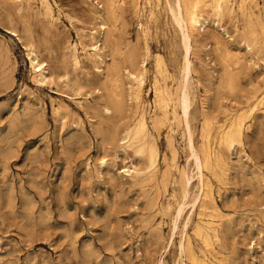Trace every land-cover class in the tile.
Listing matches in <instances>:
<instances>
[{
  "label": "rangeland",
  "instance_id": "obj_1",
  "mask_svg": "<svg viewBox=\"0 0 264 264\" xmlns=\"http://www.w3.org/2000/svg\"><path fill=\"white\" fill-rule=\"evenodd\" d=\"M168 1L122 0L112 20L99 7L102 0H48L52 19L40 0L21 5L0 0V264H158L160 259L164 264H194L178 253V243L186 237L205 264H264V0H232L234 10L222 17L229 25L219 22L224 29L203 12L208 22L191 40L190 124L196 148L207 143L214 152L203 169L212 201L203 199V208L196 202L191 212L187 203L175 228L174 211L184 199L180 171L191 172L193 165L176 106L184 50ZM94 11L101 13L112 39L108 46L101 44L103 61L97 67L85 59L84 46L90 42L84 35L89 27L99 32ZM243 26L255 40L249 50L239 40ZM211 33H218L217 40ZM27 42L47 62L49 83L34 81ZM68 43L78 48L76 67L70 65ZM129 48L138 50V60L146 59L139 106L127 93L123 68ZM232 53L237 64L231 63ZM218 56L231 64V89L226 83L222 88L223 57ZM113 62L123 79L121 114L102 105L111 87L106 69ZM237 71L239 80L234 78ZM141 111L158 149L151 170L143 156L131 146H120L115 136L134 125ZM237 119L240 140L223 143L224 132ZM129 166L142 174L130 178L124 170ZM196 190L194 177L189 194ZM196 223L208 228V244L194 235Z\"/></svg>",
  "mask_w": 264,
  "mask_h": 264
},
{
  "label": "bare ground",
  "instance_id": "obj_2",
  "mask_svg": "<svg viewBox=\"0 0 264 264\" xmlns=\"http://www.w3.org/2000/svg\"><path fill=\"white\" fill-rule=\"evenodd\" d=\"M13 2L18 3L19 5H21L24 1L28 2V0H11ZM2 2V1H1ZM101 2V0H100ZM122 2V0H102V3L99 4V7L104 11L105 15H107L106 18H110L112 19V17H115V9L118 5H120ZM40 3L42 5H44L46 13L49 14L50 18L52 19V15H51V9H50V4L48 2V0H40ZM91 4V3H89ZM125 4V3H124ZM3 5V4H2ZM27 5V3H26ZM88 5V3H87ZM168 5L167 8H169V12L171 15V19L174 22V24L177 26L178 31L180 32L179 34L181 35V46L183 47L182 49L184 50V54H183V67H182V80H180L181 82L179 83V89H178V94H177V104L176 106L178 107V113L180 115V119L183 122L184 125V130L186 133V142H187V147L189 149V153L191 157V162L193 165V168L191 170V172H188L187 170H185L184 168L181 169L180 171V176H181V182L183 185V201H181L180 203H178V205L175 208L174 211V215H173V222H171V226H173V228H175L177 226V222L178 220L182 217V214L185 210V206H187L186 204L189 203L190 205V212L194 209V206L196 204V202H198L199 204V208H203L205 207V203L203 201V199L208 198V200L212 201L210 193H209V189H208V181L205 180L204 178V173H203V169L205 167H208L209 164H211V158L212 155L214 154V152H212L209 147L207 146V143H203L199 148H196L194 141H193V134H192V129H191V124H190V112H191V97H190V92H189V72L191 71V61L189 58V53L192 49V44H191V40L192 38H194V36H196L197 34L195 33H199L200 30H203L206 23L208 22L207 20V16H203V12H207V15H211L213 16L214 20H216V25L219 26V22L220 21H224L225 20L223 18H226L228 15L225 14H230L232 12L233 9V4H232V0H171L168 1ZM240 5V3H239ZM238 5V7H239ZM248 5V4H247ZM15 7V6H14ZM17 7V6H16ZM15 7V8H16ZM30 7V6H29ZM32 7V5H31ZM137 7V6H136ZM243 7V6H242ZM257 7V6H256ZM24 8V6H23ZM28 8V7H27ZM37 8V6H36ZM121 8V7H120ZM250 8V7H249ZM19 9V8H18ZM96 9V8H95ZM254 9V8H252ZM16 10V9H15ZM14 10V11H15ZM123 9H121L120 11H122ZM34 11V9H33ZM32 11V12H33ZM168 11V10H167ZM38 12V11H37ZM84 12V11H83ZM123 12V11H122ZM12 13V12H11ZM124 13V12H123ZM235 15V12H233ZM249 13V12H248ZM10 14V12H9ZM22 14V13H21ZM91 14V12H90ZM95 14V18L100 20L98 26H99V32L98 35L95 34L96 29L94 30L90 28L89 33L85 32L84 35L88 36V38L90 39V42L85 44L84 46H87V50L85 51V59L88 58L89 60H91L94 65L97 67L98 64H100L103 61V53L101 50V44H110L112 42V39L110 37L109 31L107 29V25L106 22L103 20V17L101 15V13H98L97 11H94ZM226 17H225V16ZM11 16V15H10ZM16 16V15H15ZM18 16V15H17ZM123 16V15H122ZM122 16H119L120 18ZM224 16V17H223ZM13 17V16H12ZM223 17V18H222ZM232 17V16H231ZM230 17V19H231ZM42 18V17H41ZM40 18V19H41ZM116 18V17H115ZM212 18V17H211ZM238 18L242 19L241 17L238 16ZM253 18H258V16L253 17ZM6 19V18H5ZM94 19V18H93ZM124 19V18H123ZM223 19V20H222ZM239 19V20H240ZM248 19V18H247ZM13 20V19H12ZM57 20V19H56ZM108 20V19H107ZM113 20V19H112ZM6 21V20H5ZM11 21V20H10ZM124 20H122L123 22ZM230 21V20H229ZM233 21V20H232ZM242 21V20H240ZM110 24L111 21H109ZM114 22V21H113ZM247 22V21H246ZM258 22V20H257ZM260 22V21H259ZM45 23V22H44ZM93 23V21H92ZM115 23V22H114ZM121 23V22H120ZM227 23V22H225ZM244 23V22H243ZM47 24V23H46ZM46 24L45 27H46ZM94 24V23H93ZM97 24V23H96ZM215 24V23H214ZM221 24V23H220ZM229 25V23H227ZM236 24V22H235ZM248 25H250L247 22ZM246 24V25H247ZM56 25V24H55ZM54 25V26H55ZM224 25V24H223ZM258 25V23H257ZM115 26V24L113 25ZM121 26L122 23H121ZM232 26V24H231ZM230 26V27H231ZM238 25H234L235 30L237 29ZM77 27V26H76ZM229 27V26H228ZM226 27V28H228ZM28 28V27H27ZM109 28V26H108ZM122 29H124L123 27H121ZM219 28L224 29V27L219 26ZM249 28V27H248ZM259 28V27H258ZM106 29V30H105ZM110 29V28H109ZM208 29V28H207ZM246 28L243 26L242 29L240 30L239 33V37H240V41L243 42L244 46L249 50L251 49L254 45H255V40L254 38L248 37L246 35ZM251 29V28H249ZM105 30V31H104ZM212 30V29H211ZM220 30V29H219ZM256 30V29H255ZM254 30V31H255ZM100 31H101V36H100ZM112 31V30H111ZM122 31V30H121ZM228 30L226 29V33ZM232 31V30H231ZM259 31V29H258ZM114 32H118L116 29L114 30ZM113 32V33H114ZM212 32V31H211ZM214 32V31H213ZM104 33V35H102ZM112 33V34H113ZM123 33V32H122ZM225 33V35H226ZM81 35V33H79ZM212 36L214 37L215 35H217L218 33H211ZM224 34V33H223ZM230 34V33H228ZM253 34V33H251ZM255 34V33H254ZM253 34V35H254ZM126 35V34H125ZM202 35V34H201ZM224 35V36H225ZM39 36V35H38ZM43 36V35H42ZM83 36V35H82ZM112 36V35H111ZM115 36V34H114ZM118 36V34H117ZM198 36V35H197ZM219 35H217L218 37ZM228 36V35H227ZM22 37V36H21ZM67 37V36H66ZM138 37V36H135ZM217 37L215 36L214 38H216L215 40H217ZM229 37V36H228ZM84 38V37H83ZM116 38V37H115ZM199 38V37H198ZM213 38V39H214ZM227 38V37H226ZM235 38V36H234ZM23 39V38H22ZM42 39V38H41ZM47 39V38H46ZM67 39V38H66ZM119 39V38H118ZM124 39V37H123ZM195 39V38H194ZM221 38H219L220 40ZM261 41H262V35H261ZM51 40V39H49ZM116 40V39H115ZM198 40V39H196ZM202 40V39H201ZM200 40V41H201ZM218 40V41H219ZM3 41V40H2ZM27 41V40H26ZM31 41V40H30ZM33 41V40H32ZM35 41V40H34ZM41 41V40H39ZM87 40H85L86 42ZM122 41V40H119ZM124 41V40H123ZM139 40H137L138 42ZM199 41V40H198ZM224 41V40H223ZM45 42V41H44ZM66 42V41H65ZM84 42V41H83ZM193 42V41H192ZM215 42V41H214ZM217 42V41H216ZM236 42H239L236 40ZM28 43V42H27ZM113 44V43H112ZM117 44L119 45L118 41ZM116 43H114V46L117 45ZM217 43H215L216 45ZM221 44V43H220ZM223 44V43H222ZM231 44V43H230ZM261 44H264V41L261 42ZM117 45V48L119 50V46ZM127 45V44H126ZM138 45V44H137ZM212 45V44H211ZM224 45V44H223ZM106 46V45H105ZM113 46V47H114ZM134 46V45H132ZM207 46V45H206ZM213 46V45H212ZM222 46V45H221ZM219 46V47H221ZM136 47V46H135ZM134 47V48H135ZM217 47V46H216ZM262 47V46H258ZM83 48V46H82ZM109 48L111 49V47L109 46ZM116 48V46L114 47ZM208 48V47H207ZM223 48V46H222ZM221 48V49H222ZM255 48V47H254ZM25 49H26V57L29 60V64L30 67L33 69L34 72H36L33 75V79L36 83L40 84V85H44L46 83H49L51 81V76L50 74H48V71L44 68L45 65L47 64V62L44 59H41L38 57V53L35 49V47L33 46L32 43H28L25 45ZM68 57L70 59V62L73 67L78 66L80 60H79V56H78V51H77V47H76V43H68ZM132 49V48H131ZM129 48V50L126 51L125 53V60L128 62V66H125L123 69H125L126 72V76L125 79L128 80L127 82V90H128V96L129 98H133L135 99L137 102V106L140 105V102L138 101L139 99V92H140V87L144 84V72H145V57H143L142 59H137V53L136 51L134 52L133 50H131ZM214 49V47H213ZM91 50V51H88ZM113 50V49H111ZM115 50V49H114ZM148 48L147 46H145V51L147 52ZM215 50V49H214ZM213 50V51H214ZM226 50V51H223ZM222 52H225L226 54H228L227 49L223 48ZM109 52V51H108ZM111 52V51H110ZM193 52V51H192ZM221 52V51H220ZM2 54V53H1ZM112 54V52L110 53ZM240 54L242 55L243 52H240ZM58 55V54H57ZM217 55V54H216ZM219 55V52H218ZM221 55V53H220ZM225 55V54H224ZM232 55H235L232 53ZM259 55V54H258ZM67 56V55H66ZM226 56V55H225ZM231 56V55H230ZM261 56V55H260ZM60 57V56H59ZM110 57V56H109ZM221 57V56H218ZM223 57V58H222ZM222 61H220L219 64H221L222 62V69L221 71V80H222V85L224 86V84L226 83L227 87L229 89L233 88L232 85V72H231V68H230V62L227 63L226 59H224V56H222ZM234 58V56H231ZM262 57V56H261ZM5 58V57H4ZM112 58V57H111ZM264 58V57H262ZM220 59V58H219ZM230 59V58H229ZM250 59V57H249ZM6 60V59H5ZM8 60V59H7ZM47 60V59H46ZM112 60V59H111ZM115 60V59H114ZM215 60V58H214ZM218 61V59H216ZM232 60V59H231ZM8 62V61H7ZM49 62V61H48ZM112 62V61H111ZM116 62V61H115ZM110 63L108 67L106 65V68L108 67L109 70L106 69L107 73H109V79L111 87H109L108 93L107 95V99H106V104H102L105 105L104 106V110L105 111H110V110H115L121 112L124 111L122 110L123 107V95L122 92L124 91L123 89V79H122V75L120 73V68L118 66L117 63ZM214 62V61H213ZM234 62L235 64L238 63V57H236L235 55V59L234 61H231V63ZM124 63V61H123ZM210 63V62H209ZM104 64V63H103ZM106 64V63H105ZM230 64V65H229ZM243 64V61H242ZM12 65V64H11ZM54 65V64H53ZM212 65V64H211ZM215 65V64H214ZM213 65V66H214ZM239 65V64H238ZM61 66V64H60ZM237 66V65H236ZM241 66V65H240ZM246 66V65H245ZM5 67V66H4ZM193 67V65H192ZM53 68V67H52ZM209 68V67H208ZM61 69V67H60ZM64 69V68H63ZM194 69V68H192ZM51 70V69H50ZM181 70H180V74H181ZM65 71V70H64ZM193 71V70H192ZM55 72V71H54ZM53 72V73H54ZM62 72V71H61ZM210 72V71H209ZM51 73V71H50ZM98 73V72H97ZM236 73V76H234ZM233 72V76L235 79L238 75L240 74V71L237 72ZM60 74V73H59ZM103 74V73H102ZM179 74V75H180ZM212 74V73H211ZM220 73H218L219 75ZM74 75V74H73ZM107 74H105L106 76ZM102 76V75H101ZM104 76V75H103ZM108 76V75H107ZM60 77V76H59ZM54 78V77H53ZM210 78V77H209ZM219 78V77H218ZM60 79V78H59ZM79 79V78H77ZM102 79V78H101ZM208 79V77H207ZM211 79V78H210ZM239 80V79H238ZM62 81V80H60ZM201 81V80H200ZM73 82V80H72ZM108 83V82H107ZM235 83V80L234 82ZM74 84H76L74 82ZM87 84V83H86ZM109 84V83H108ZM109 84V85H110ZM200 84V83H199ZM217 84V85H216ZM216 85L218 87V81L216 82ZM238 87H239V81H237ZM79 85V84H77ZM104 85V84H103ZM236 85V83H235ZM9 86V85H8ZM7 86V87H8ZM82 86V85H81ZM105 86V85H104ZM103 86V88H104ZM107 86V85H106ZM105 86V87H106ZM4 87V86H3ZM10 87V86H9ZM80 87V86H79ZM108 87V86H107ZM237 87V85H236ZM237 87V89H238ZM6 88V86H5ZM209 88V86L207 87ZM222 88H226L225 86ZM227 88V90H228ZM123 89V91H122ZM259 90V89H258ZM216 91V90H215ZM220 90H217V92ZM226 91V90H224ZM223 91V92H224ZM237 91V90H236ZM235 91V92H236ZM105 92V91H104ZM228 92V91H227ZM222 93V92H221ZM225 93V92H224ZM201 94V92H200ZM220 94V93H219ZM214 95V94H213ZM217 97L219 96L218 94ZM214 95V96H215ZM224 95V94H223ZM227 95V94H226ZM105 96V95H104ZM202 96V95H201ZM213 96V97H214ZM121 97H123L122 101H121ZM217 97L215 96V99H217ZM229 97H231L229 95ZM233 97V95H232ZM232 97L230 99H232ZM106 98V96H105ZM248 98V97H246ZM125 103V102H124ZM203 103V102H202ZM201 103V104H202ZM139 104V105H138ZM142 106V105H141ZM212 106H215V104H213ZM67 107V106H66ZM216 107V106H215ZM61 108V107H60ZM27 110V109H26ZM25 110V111H26ZM31 110V109H30ZM37 111V110H36ZM96 111V110H95ZM23 112V111H22ZM27 112V111H26ZM35 112V111H34ZM125 112V111H124ZM226 112V111H225ZM33 113V112H32ZM36 113V112H35ZM97 113V111H96ZM204 113V112H203ZM206 113V112H205ZM16 114V112H15ZM121 114V113H119ZM33 115V114H32ZM124 115V114H123ZM206 115V114H205ZM20 116V115H19ZM28 116V115H27ZM121 116V115H120ZM17 117V116H16ZM204 117V116H203ZM21 118V117H20ZM28 118V117H27ZM208 118V117H207ZM205 119V117H204ZM153 120V119H152ZM210 120V119H209ZM11 121V120H10ZM18 121V120H17ZM205 122H207L205 120ZM31 124V123H30ZM156 125V124H154ZM207 127L209 124H206ZM157 126V125H156ZM244 126V125H243ZM247 127V125H246ZM209 128V127H208ZM248 128V127H247ZM245 129V128H244ZM96 132V131H95ZM157 132V131H156ZM241 132V119H237L236 121L232 122L231 125L228 127V129L224 132V136L222 137V142L225 144H230L232 141H234L235 139H238L239 135ZM114 133V131H113ZM110 134V133H109ZM202 134V133H201ZM200 134V135H201ZM115 136H116V140L119 143L120 146L122 147H126V146H131L133 148V151L135 154H138L140 156H143L145 161H146V168L151 170L154 166H155V162L157 160L158 157V149L156 146V142L154 141V138L152 137L151 132H146V122H145V117H144V112L141 111L140 115L138 117V119L136 120V122L134 123V125L128 124L126 126H124L120 131H118L117 133L115 132ZM240 140V139H238ZM112 143V142H111ZM132 151V150H131ZM129 152V150H128ZM188 157V158H189ZM164 158V157H163ZM186 161V160H185ZM238 162V161H237ZM105 163L104 160H101V164ZM186 163V162H185ZM185 165V164H184ZM166 166V165H165ZM177 166V165H176ZM229 166V165H228ZM227 166V167H228ZM143 168V167H142ZM125 172L127 173V175L130 178H134L136 176H138L142 171V169L140 170L139 168L135 167V166H129L126 167V169H124ZM164 170L167 171V167L166 169L164 168ZM225 170V169H224ZM227 170V169H226ZM101 171V170H100ZM165 171V172H166ZM164 172V173H165ZM100 173V172H99ZM142 174V173H141ZM168 175V174H167ZM164 176V175H163ZM196 177L197 180V190L194 194L190 195L189 194V188L192 184V180L193 178ZM224 179V178H223ZM165 182H167V178L165 180ZM166 187V186H165ZM208 189V190H207ZM225 190V189H224ZM223 190V191H224ZM158 191H160L158 189ZM147 192V191H146ZM193 192V191H192ZM153 193V192H152ZM151 193V195H152ZM145 194V193H143ZM159 196V193H158ZM190 196V199H188V197ZM147 196H145L144 198L146 199ZM152 197V196H151ZM157 198V197H156ZM182 200V197H181ZM229 200V198H228ZM149 202V201H148ZM157 202V201H156ZM155 202V203H156ZM212 203V202H211ZM228 203V201H227ZM155 205V204H154ZM216 205V204H215ZM218 208V207H217ZM148 209V208H147ZM156 212V211H155ZM223 212V211H220ZM225 212V211H224ZM154 213V212H152ZM189 213V212H188ZM187 213V214H188ZM145 215V214H144ZM194 215V214H193ZM186 218L183 220V226H185L188 223L189 217H187V215L185 216ZM201 221V220H200ZM202 222V221H201ZM215 222V221H214ZM179 223V222H178ZM211 224V223H210ZM209 224V225H210ZM182 226V228H184ZM110 228V227H109ZM155 228L156 225H155ZM172 229V228H171ZM174 230V229H173ZM172 231V230H171ZM170 231V232H171ZM212 234L214 236H216V229L215 228H211ZM184 232V230H183ZM171 234H173V232H171ZM161 235V234H159ZM178 235V234H177ZM183 234H181L182 236ZM194 235L203 243V244H208V239L211 236L209 230L207 227L204 226V224L202 223H196L194 226ZM173 236V235H172ZM171 237V236H170ZM171 239V238H170ZM182 239V238H181ZM232 240V239H231ZM169 241V239H168ZM168 243V242H167ZM167 245V244H166ZM179 256L181 258V256H185L187 257V259H189L192 263L194 264H205L204 260L199 258L193 251L192 249V245H191V241L189 239V237H186L184 240H181L179 243ZM111 246V245H110ZM217 246V245H216ZM231 246V245H230ZM206 247V246H205ZM222 249V246H221ZM206 250V249H205ZM183 259V258H182ZM182 259L180 260V262H182ZM210 262V261H209ZM183 263V262H182ZM158 264H164L163 259H160L158 261Z\"/></svg>",
  "mask_w": 264,
  "mask_h": 264
}]
</instances>
